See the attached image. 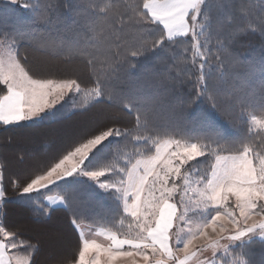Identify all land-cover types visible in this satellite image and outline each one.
<instances>
[{
    "label": "snow or ice",
    "instance_id": "obj_1",
    "mask_svg": "<svg viewBox=\"0 0 264 264\" xmlns=\"http://www.w3.org/2000/svg\"><path fill=\"white\" fill-rule=\"evenodd\" d=\"M4 2L26 15L0 14V128L97 104L119 102L118 112L128 115L136 110L131 127L116 116L71 128L33 170L7 177L16 199L35 215L63 209L71 216L78 251L61 264H250L246 249L257 238L264 243V104L261 115L249 117L257 139H226L219 116L243 105L235 89L210 81L224 77L227 62L238 66V80L261 73L264 91V56L256 64L231 55L253 34L264 52V0L243 4L227 21L224 0ZM64 13L79 37L68 51L87 58L88 82L37 74L21 52L36 45L40 29L69 30ZM124 76L169 92L177 121L156 125L119 88ZM6 168L0 163V264H37L39 244L2 222ZM85 192L110 198L114 208L100 218L108 226L95 228L84 216L93 202Z\"/></svg>",
    "mask_w": 264,
    "mask_h": 264
},
{
    "label": "trees",
    "instance_id": "obj_2",
    "mask_svg": "<svg viewBox=\"0 0 264 264\" xmlns=\"http://www.w3.org/2000/svg\"><path fill=\"white\" fill-rule=\"evenodd\" d=\"M214 1L215 0H213V2ZM242 1L244 0H230V4L233 5L235 9L233 11L231 9L230 10L225 9L224 12L226 13V15H228V17L230 13L234 15H239L240 5H241L240 3ZM60 2L62 3L63 0H60ZM104 2H106V0H91V3L94 5L102 6ZM257 2L258 5L259 1ZM13 8L14 11L12 10ZM5 11H7L8 14H10L13 18L26 15L24 11L20 9L18 6L8 5L4 2V0H0V14L5 13ZM257 14H259V10L257 11ZM64 15L67 17L66 22L72 19L68 13H64ZM70 26L71 27L68 30L70 36L68 35L63 38H60L55 34H49L47 31L43 29L38 30L39 34L37 35L36 38L37 39L36 45L27 48H22L21 52L22 54L27 55L30 67H31L30 61H34L35 58L38 59L40 58V56H42V58L48 59L49 62L42 60V63L37 62V64L42 65L43 67L49 69L50 68L59 69L61 72V74L55 75L51 73V75H55L59 77H78L81 81L88 82L90 76V69L88 67L87 58L72 55L68 51L69 45H72L73 43L72 37L75 34H77V29L75 28V26L72 25ZM71 38L72 40L70 41L71 42L70 43L69 40ZM92 43H96V41H92ZM251 54H255L259 57V58L258 57L253 58V61L255 62H259L262 56H264V52H262L261 50L260 39L256 34H253L248 38L235 44L231 50L232 58L234 55H242L244 57H248ZM145 62L146 61L143 58H141L139 61L141 65L142 63ZM228 65L229 64L226 62L224 72H226L227 75L224 80L226 81L227 87L229 86L230 88L232 85L238 83L239 80L236 79L235 77V73H236L235 71L229 72ZM67 69L71 70L70 71L71 73H67L66 72ZM124 79L125 76L122 77V80L119 85V88L122 89L123 92H124V88L122 87V84H124ZM217 82H219V80H217ZM225 86L223 88H226ZM255 90L259 91L258 93L259 95H261L260 98L256 96L252 97L253 95H249L247 91H243L240 96L241 98L240 101L246 102L245 104L246 105L248 104L247 106L250 107L251 109H255L256 112H261L260 106L264 104V91H261V89H259L258 86H255ZM160 100L163 103L170 104L172 103V95L169 92L165 91L164 96L160 97ZM238 104L231 106L229 109L230 110L232 109L234 113L236 108L238 107ZM107 108L115 109L114 112L117 113L119 119L128 126L131 127L135 125V114H136L135 108L133 109L132 115H128L126 111L118 112V109L122 108V104L117 102L114 104H97L95 106L88 107L86 110L77 111L75 114H72L67 110H61L57 114V116L52 119L37 121L34 124H28L24 127H19V128H8V129L0 128V163H6L7 165V168L5 170V177H6L5 187L8 189L7 190L8 202L3 206V212L5 213V215L3 216L2 222L10 229L19 231L24 239L29 240L32 243H38V244L46 243V248H51L49 252L47 253L43 252V254H41L42 249L39 248V253H37L35 257L37 264H61V262L64 260L65 257L74 255L75 252L78 251V236L77 234L74 233L73 228L70 226L69 221L71 219V216L65 210L59 209L52 211L49 216L35 215L32 208L24 205L18 199H16V194L11 191L10 186L7 184V177L10 176L12 173H18V172L28 173L31 171V167H29V169L27 170L26 168H23V166L20 165L16 170V172H12L13 168H10V166L13 165V162L11 161V156L12 155L15 156L17 152L11 151L12 155L9 153L7 157L8 149L6 148L7 146L6 142L7 140L10 141V135H13L14 138H16V140L19 143L26 142V139H28L29 142L25 143V146H23L24 149L26 147L27 150V149L36 148L37 144H39V142L42 140L46 145V146L44 145L42 151L40 149L31 150V152L36 153L35 156L37 157V159L38 158L40 159L38 160V162L40 163L41 161L45 160L48 157L51 151L55 150V148L58 146V144L56 143H59L60 138L62 137L61 135H64V134H60V136H58L59 134L58 135L57 134L55 135V133H53L54 135L50 134L49 127L52 128L53 126H59V124L61 123L64 124L79 116L83 118L80 119V121H78L80 125L78 123L76 124V126L73 125L74 128L82 127L83 125L88 126L90 125L88 121L89 117L86 115L92 112L91 116H93L94 114H97L96 116L98 115L100 116V114H104V112L102 111H104V109ZM144 110L147 111L152 121L158 126L163 127L177 121L176 114L173 115L172 112H166V111L160 112L153 110L147 106H144ZM191 112L192 109H186V113H191ZM224 114L219 116V122L223 127V131L226 139L232 140L242 136H247L250 139H257L253 133L249 132V126L248 127L245 126L244 117L238 118L237 121L238 126H237V123H234L231 116L229 119L227 116H224ZM170 115H173V118L171 120L166 119V117ZM94 122L95 120L93 121V123ZM185 122L186 121H184L183 123ZM68 124L70 123H67V125ZM65 125L66 124H64V126ZM26 130H33V131H26ZM26 132L28 136L23 137L22 134ZM3 137H4V143L2 144ZM2 146L4 147V149L6 148L5 154L3 153ZM31 152L30 150H28V153L31 154ZM39 155H44V157H40ZM19 156H20V162L24 161L23 160L24 156H21V154ZM86 197L91 198L94 205L93 206L89 205L82 209L84 216L88 217V220L91 221V223L94 226L96 225V227L98 226L100 228H103L108 226V221L102 220L100 218L106 217L109 213V210L114 208V205L110 200V198L85 192L84 198L86 199ZM95 201H98V203H96ZM96 206L98 208L94 209V207ZM35 222H39V223H35ZM86 223L87 222H85V224ZM60 229L61 230L68 229L69 231L68 234L71 236L69 240H65L64 246L59 247L56 245L55 247V245L52 243L53 241L52 237L49 238L48 235H50L51 231L56 232L59 231ZM246 251H247V256L245 258L250 261V264H254L253 256H255L257 260L259 259L260 255L262 256L264 252V243H261L259 239H256V242L249 245Z\"/></svg>",
    "mask_w": 264,
    "mask_h": 264
},
{
    "label": "rangeland",
    "instance_id": "obj_3",
    "mask_svg": "<svg viewBox=\"0 0 264 264\" xmlns=\"http://www.w3.org/2000/svg\"><path fill=\"white\" fill-rule=\"evenodd\" d=\"M257 1H259V0H244V1H242L240 3L241 4L240 5V9H241L242 5L245 4V3H251V4H254V5H257V3H258ZM224 2L228 4V8H227L228 10L231 9L233 11L235 9V7L230 4V0H224ZM258 10H259V8L255 9L256 12ZM240 14L241 13H239V15ZM239 15H236V16H239ZM223 19L225 21H227L229 19L228 15H226L225 12H224ZM67 24L68 25H72V19L68 20ZM68 35L70 36V33L68 32V30L65 31L64 29H61L59 35H57V36H59L60 38H63V37L68 36ZM72 38H73V43L72 44H75V42L78 40L79 37L77 36V34H75ZM72 38L69 40V42L72 40ZM256 57H258V56L255 55V54H251L248 57H244L242 55H234L233 56V58L237 62H244V63H248L250 61H253V58H256ZM42 60H45L46 62H49L48 59H44V58H42V56H40V58H38V59L35 58L34 61H30L31 62L30 65H31V67H32L34 72L36 71L38 74H51V73L55 74V75L61 74L59 69H51V68L49 69V68L43 67L42 65L37 64V62L42 63ZM151 62L152 61H148V62L146 61L145 63H142V65L148 64L150 66ZM255 63L258 64L259 62H255ZM228 69H229V72H234V71L236 72V71H238V66L237 67H233L232 65H228ZM70 71L71 70L67 69L66 72L67 73H71ZM226 75H227V73L224 72V77L222 79H220L219 82H217V80H215V81H210V83L211 82H215L217 84L220 83V84H218V86L223 88L226 85V81L224 80ZM261 76H262L261 73L256 72L255 75L251 76L246 81L239 80L238 83H236L235 85H232L230 88H229V86L227 87V85H226L225 86L226 88H223V90L228 92V91H232L233 89H235L237 91L239 97L241 96L243 91H247L249 95H253L252 97L256 96V97L260 98L261 95H259V93H258L259 91L255 90V86H258L259 89H261V86H260ZM134 79H136V78H128V77L125 76L124 84H122V87L124 88V94L125 95H130V96L136 97L138 103L142 104L143 106L150 107L153 110L160 111V112H163V111L172 112L173 115L176 114L175 109H174V103L175 102L173 100V97H172V103H170V104L163 103L160 100V97L164 96V92H165L164 89L153 87L150 84L146 86L145 82H144V79H141V80H134ZM245 103L246 102H242L243 106H241V104H238V107L236 108L234 113H233L232 109L231 110L228 109L226 111V113L224 114V116H227L229 119H230V116H231L232 120L234 121V123H237V126H238V122H237L238 118L239 117H244V124H245L246 127H248L249 126V117L251 115H261L262 113L261 112H256L255 109H251L250 107L247 106L248 104L246 105ZM114 111H115V109H113V108H107V109H104V111H102V112H104V114H100V116L99 115L96 116L97 114H94L95 117H94V115L91 116L92 112L90 114L86 115V116L89 117L88 121H89L90 125L95 124V123H106V122L110 121L113 117L117 116V113L114 112ZM93 113H94V111H93ZM173 115H170V116L166 117V119L171 120L173 118ZM82 118L83 117H81V116L76 117L75 119L64 123V124H66L65 126H64V124L61 123V124H59V126H53L52 128L49 127L50 128V134H53V133H55V135L59 134L58 136H60V134H65L71 128H74V126H76L78 121H80V119H82ZM94 120H95V122L93 123ZM67 123H70V124L67 125ZM185 124H187V121L185 122ZM82 127H85V125H83ZM59 128H60V130H59ZM26 131H33V130H26ZM28 133H30V132H28ZM22 135H23V137L28 136L27 132L23 133ZM61 136H63V135H61ZM28 142H29L28 139H26V142L19 143L16 140V138H14L13 135H10V141L7 140V142H6V144H7L6 148L8 149L7 150V157L9 155V153L11 154V151L17 152L15 154V156H13L11 154L12 155L11 156V161L13 162V165H11L10 168H13L12 172H16V170L18 169V167L20 165L23 166V168H26L27 170L29 169V167H31V170H32L39 163L38 160H40V159L39 158L37 159V157L35 156L36 153L35 152H31V150L40 149L42 151L45 143L41 140L39 142V144H37L36 148H32L31 147L32 149H27L26 150V147L24 149L23 146H25V143H28ZM3 143H4V137L2 139V144ZM56 144H58V143H56ZM6 148L4 149V147H3V153L4 154L6 153ZM28 150H30L31 154L28 153ZM20 154H21V156H24V158H23L24 161H22V162H20V156H19ZM39 156L40 157H44V155H39ZM25 160H26V162H25ZM31 160H33V161H31ZM27 161H29V162H27ZM85 200L88 201L89 198L86 197ZM89 205L93 206L94 203L92 202ZM97 208H98L97 206L94 207V209H97ZM35 223H39V222H35ZM86 225L88 226L87 223H86ZM94 227L95 228H100L98 226L96 227V225ZM68 232H69L68 229L67 230H61L60 229L59 231H56V232L51 231L50 235H48V237L49 238L52 237V240H53L52 243L55 245V247H56V245L61 247V246L65 245V243H64L65 240H69L70 239L71 235H69ZM50 244H51V242H50ZM39 248L42 249V252L40 250L41 254H43V252L47 253L51 249V248H46V243L39 244ZM46 249H48V250H46ZM258 260L256 259L255 256H253V263L254 264H264V252H263L262 256L260 255Z\"/></svg>",
    "mask_w": 264,
    "mask_h": 264
},
{
    "label": "crops",
    "instance_id": "obj_4",
    "mask_svg": "<svg viewBox=\"0 0 264 264\" xmlns=\"http://www.w3.org/2000/svg\"><path fill=\"white\" fill-rule=\"evenodd\" d=\"M84 226H85V230H86V233H87V225L85 224Z\"/></svg>",
    "mask_w": 264,
    "mask_h": 264
},
{
    "label": "bare ground",
    "instance_id": "obj_5",
    "mask_svg": "<svg viewBox=\"0 0 264 264\" xmlns=\"http://www.w3.org/2000/svg\"><path fill=\"white\" fill-rule=\"evenodd\" d=\"M68 257V256H67Z\"/></svg>",
    "mask_w": 264,
    "mask_h": 264
}]
</instances>
